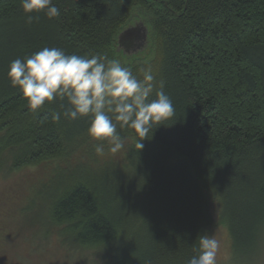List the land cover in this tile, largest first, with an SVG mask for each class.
Listing matches in <instances>:
<instances>
[{
  "label": "trees",
  "instance_id": "trees-1",
  "mask_svg": "<svg viewBox=\"0 0 264 264\" xmlns=\"http://www.w3.org/2000/svg\"><path fill=\"white\" fill-rule=\"evenodd\" d=\"M52 2L58 18L39 13L27 24L21 0H0V174L66 158L92 141L89 119H51L62 111L58 100L29 112L8 78L10 63L46 47L121 60L119 35L142 23L147 43L134 56L154 50L156 60L132 73L142 79L139 70L151 64L156 90L163 81L174 115L153 129L141 151L128 139L126 178L115 180L108 168L71 175L53 201L52 219L81 244L110 245L106 264H187L198 237L212 226L207 193L214 192L224 204L230 264H259L264 0Z\"/></svg>",
  "mask_w": 264,
  "mask_h": 264
},
{
  "label": "clouds",
  "instance_id": "clouds-1",
  "mask_svg": "<svg viewBox=\"0 0 264 264\" xmlns=\"http://www.w3.org/2000/svg\"><path fill=\"white\" fill-rule=\"evenodd\" d=\"M21 7L27 24L40 19L34 14L43 13L49 20L60 16L52 0H21ZM139 71L142 79L107 55H69L59 48L46 47L24 60H13L8 78L22 93L32 114L58 100L62 111L51 113L54 122L61 116L69 121L89 119L87 135L97 142L94 153L100 157L120 153L129 138L141 151L153 129L174 115L163 81L156 90L151 64ZM125 131L129 135H122ZM197 240L198 247H194L187 264H217L219 241L215 234L200 235Z\"/></svg>",
  "mask_w": 264,
  "mask_h": 264
},
{
  "label": "rangeland",
  "instance_id": "rangeland-1",
  "mask_svg": "<svg viewBox=\"0 0 264 264\" xmlns=\"http://www.w3.org/2000/svg\"><path fill=\"white\" fill-rule=\"evenodd\" d=\"M127 57L135 56L120 60L132 72L134 66L156 60L154 50L146 55L142 53L139 56L142 59L135 57L129 62ZM95 143L91 141L92 146L74 150L66 158L0 174V264H106L110 245L77 242L67 229L57 226L51 215L53 201L68 185L71 175L93 168L110 169L115 180L129 175L127 143L120 153L100 157L94 153ZM207 197L213 223L205 234H215L219 241L217 264H230L233 252L229 231L222 219L223 201L214 192H208ZM259 264H264V253Z\"/></svg>",
  "mask_w": 264,
  "mask_h": 264
},
{
  "label": "water",
  "instance_id": "water-1",
  "mask_svg": "<svg viewBox=\"0 0 264 264\" xmlns=\"http://www.w3.org/2000/svg\"><path fill=\"white\" fill-rule=\"evenodd\" d=\"M147 38L148 30L142 23H138L119 35V50L123 51L126 56L137 55L146 46Z\"/></svg>",
  "mask_w": 264,
  "mask_h": 264
}]
</instances>
